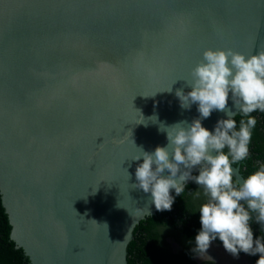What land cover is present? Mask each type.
Listing matches in <instances>:
<instances>
[{"label": "water", "instance_id": "95a60500", "mask_svg": "<svg viewBox=\"0 0 264 264\" xmlns=\"http://www.w3.org/2000/svg\"><path fill=\"white\" fill-rule=\"evenodd\" d=\"M207 48L264 51V0H0V195L31 264H129L156 211L133 159L200 118L175 92Z\"/></svg>", "mask_w": 264, "mask_h": 264}, {"label": "clouds", "instance_id": "9594fccd", "mask_svg": "<svg viewBox=\"0 0 264 264\" xmlns=\"http://www.w3.org/2000/svg\"><path fill=\"white\" fill-rule=\"evenodd\" d=\"M190 77L184 86L191 91L185 93L180 88L175 95L182 109L196 104L200 118L190 124L181 121L161 125L168 143L157 146L154 152L140 149L141 155L133 160L142 158L143 162L136 167L137 183L133 186L150 193L157 211H164L171 210L174 203L170 190L180 196L186 182L194 181L209 199L199 208L201 230L193 251L203 257L218 237L233 256L241 251L259 253L256 264H264V242L253 239L250 227L252 214H256L255 220L264 230V165L242 182L234 180L232 167L249 155L257 123L250 114L257 110L264 113V51L246 56L231 49L207 48ZM167 91L171 92L172 86ZM229 94L236 112L228 108ZM214 110L228 118L219 120L215 130L209 131L201 120L209 118ZM237 113L246 118L239 121V130L233 118ZM193 168H198V175H192ZM165 171L169 173L166 176ZM128 177L131 179L129 173Z\"/></svg>", "mask_w": 264, "mask_h": 264}, {"label": "trees", "instance_id": "16d2710c", "mask_svg": "<svg viewBox=\"0 0 264 264\" xmlns=\"http://www.w3.org/2000/svg\"><path fill=\"white\" fill-rule=\"evenodd\" d=\"M250 115L255 117L257 123L252 130L249 155L244 161L233 164L240 167V172L245 178L264 165V113L257 110ZM241 119L246 118L239 113L235 118L237 130ZM224 152L227 154L228 149L225 148ZM198 174V170L193 173ZM172 196L174 203L171 210L156 209L154 214L143 219L128 256L129 264H219L210 259L198 261L194 258L195 237L201 230L199 208L209 199L204 194V189L189 180L180 196H177L175 191ZM252 215L250 227L253 239H261L264 242V230L256 222V214ZM10 232L11 224L0 195V264H31L23 249L11 239ZM214 241L223 245L218 237ZM173 243H177L178 248L174 249ZM239 254L250 257L253 264L260 258L259 253L250 255L241 251Z\"/></svg>", "mask_w": 264, "mask_h": 264}, {"label": "flooded vegetation", "instance_id": "af4514ba", "mask_svg": "<svg viewBox=\"0 0 264 264\" xmlns=\"http://www.w3.org/2000/svg\"><path fill=\"white\" fill-rule=\"evenodd\" d=\"M214 244L216 245V248H219L217 245H220V244H217L214 240L211 242V244H210V247H209V249H208V251H207V253H206V255H204L203 257H199L198 259H200V260H198V261H202V260H206V259H210V260H213V261H215V262H217V263H219V264H227V263H225V262H232V260H224V259H222V257H220L219 256V254H218V252L217 251H215L211 246H213L214 247ZM221 246V248L222 249H224L225 250V248L223 247V245H220ZM173 247H174V249H176V248H178V244L177 243H173ZM217 250H219V249H217ZM226 251V250H225ZM224 251V252H225ZM226 253V252H225ZM197 255V253L194 255V258H195V256ZM238 256H243V257H245L246 255L245 254H238ZM221 258V261L219 262V259ZM196 259V258H195ZM251 259V258H250ZM197 260V259H196ZM216 260H218V261H216ZM233 264H236L234 261L232 262ZM251 264H253V262H252V260H251Z\"/></svg>", "mask_w": 264, "mask_h": 264}, {"label": "rangeland", "instance_id": "374dc122", "mask_svg": "<svg viewBox=\"0 0 264 264\" xmlns=\"http://www.w3.org/2000/svg\"><path fill=\"white\" fill-rule=\"evenodd\" d=\"M219 248H216V245L214 244V247L211 246L215 251L218 252L219 256L222 257V259L224 260H232V262L234 261L236 264H251V259L248 256H233L232 254H230L229 252L225 251L224 249L221 248L220 245H217ZM219 249V250H217ZM226 253H225V252ZM232 262H225L227 264H233Z\"/></svg>", "mask_w": 264, "mask_h": 264}]
</instances>
